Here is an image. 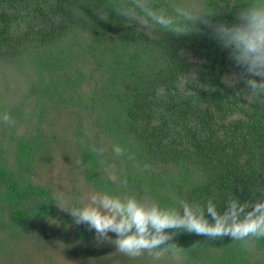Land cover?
Listing matches in <instances>:
<instances>
[{"label":"trees","instance_id":"trees-1","mask_svg":"<svg viewBox=\"0 0 264 264\" xmlns=\"http://www.w3.org/2000/svg\"><path fill=\"white\" fill-rule=\"evenodd\" d=\"M127 3L0 0V116L15 121L0 120V264H264V239L187 233L179 259L130 258L57 206L107 191L223 209L264 190V97L223 82L244 69L206 25L149 31L118 14ZM197 3L230 24L245 0Z\"/></svg>","mask_w":264,"mask_h":264},{"label":"clouds","instance_id":"clouds-1","mask_svg":"<svg viewBox=\"0 0 264 264\" xmlns=\"http://www.w3.org/2000/svg\"><path fill=\"white\" fill-rule=\"evenodd\" d=\"M236 9L235 20L230 24L213 23L210 17L215 10L203 7L197 0H172L167 7L157 6L155 0H128L116 10L142 29L153 31L159 27L177 36L199 31L200 24L206 25L221 46L229 50L236 65L244 69L240 74L224 77L223 82L234 88L243 79L246 88L236 95L247 93L252 101L264 97V0H245ZM0 120L15 124L7 112ZM113 151L117 156L124 155V149L118 145ZM97 153L103 155L104 149H97ZM110 179L115 183L118 177L113 172ZM122 183L126 186L127 180ZM258 191L261 195L254 199L230 198L223 209L212 198L204 204L178 200L164 207L135 194L113 195L107 191L89 193L80 206H57L71 215L74 224L94 230L97 244H112L116 251L130 258L147 254L160 261L167 255L179 259L183 248L175 238L181 233L211 241L229 237L251 249L256 241L264 239V190Z\"/></svg>","mask_w":264,"mask_h":264}]
</instances>
